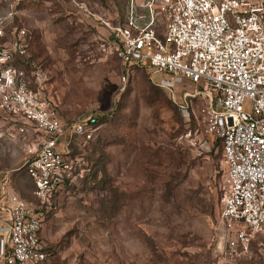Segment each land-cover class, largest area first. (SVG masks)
Listing matches in <instances>:
<instances>
[{
    "label": "rangeland",
    "instance_id": "rangeland-1",
    "mask_svg": "<svg viewBox=\"0 0 264 264\" xmlns=\"http://www.w3.org/2000/svg\"><path fill=\"white\" fill-rule=\"evenodd\" d=\"M76 1L81 7L69 0L29 4L10 17L29 31L31 60L42 68L36 87L61 119L101 118L95 140L72 138L71 174L44 221L53 264H263L264 236L248 254L225 245L222 142L202 122L203 96L194 100L189 119L176 101L198 86L178 84L175 97L144 69L123 85L117 58L99 48L110 32L99 17L124 25L130 0ZM141 13L148 17L145 8ZM137 24L144 27L145 19ZM0 122L8 192L31 198L24 162L37 134L21 132L8 114Z\"/></svg>",
    "mask_w": 264,
    "mask_h": 264
},
{
    "label": "built area",
    "instance_id": "built-area-1",
    "mask_svg": "<svg viewBox=\"0 0 264 264\" xmlns=\"http://www.w3.org/2000/svg\"><path fill=\"white\" fill-rule=\"evenodd\" d=\"M27 2L51 0H0V111L20 124L21 132L37 134L24 162L32 198L9 193L10 172L0 168V264L54 263L43 238L44 221L71 174L72 138L91 141L99 131L96 113L64 122L36 87L42 68L31 60L30 33L10 19ZM140 7L147 18L138 14ZM141 19L144 27L137 24ZM99 20L110 30L99 48L117 58L123 85L144 69L175 97L178 84L198 86L176 101L189 119L194 100L204 97L199 113L206 131L222 142L226 168L225 245L232 253L248 254L253 241L264 236V0H130L124 25ZM228 231L235 234L228 237ZM259 252L264 262V242Z\"/></svg>",
    "mask_w": 264,
    "mask_h": 264
},
{
    "label": "trees",
    "instance_id": "trees-1",
    "mask_svg": "<svg viewBox=\"0 0 264 264\" xmlns=\"http://www.w3.org/2000/svg\"><path fill=\"white\" fill-rule=\"evenodd\" d=\"M29 4H42L41 2L40 3H33V2H27V3H20L19 5H18V9H22V8H24L25 6H27V5H29ZM100 120H101V118H98V121L100 122ZM95 140V139H94ZM30 182H31V189H32V181L30 180ZM66 182H67V180H66ZM226 187L224 186L223 187V190H224V193H225V191H226ZM28 198H30V197H28ZM32 198V197H31Z\"/></svg>",
    "mask_w": 264,
    "mask_h": 264
},
{
    "label": "crops",
    "instance_id": "crops-1",
    "mask_svg": "<svg viewBox=\"0 0 264 264\" xmlns=\"http://www.w3.org/2000/svg\"><path fill=\"white\" fill-rule=\"evenodd\" d=\"M0 115H6V114H5L4 112H1V111H0ZM2 122H4L3 125H5V123H7L8 121L2 119ZM0 123H1V122H0Z\"/></svg>",
    "mask_w": 264,
    "mask_h": 264
}]
</instances>
